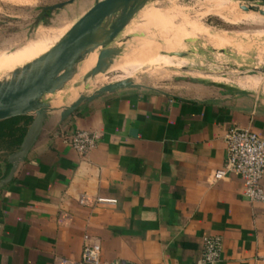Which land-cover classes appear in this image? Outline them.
<instances>
[{
    "label": "crops",
    "instance_id": "1",
    "mask_svg": "<svg viewBox=\"0 0 264 264\" xmlns=\"http://www.w3.org/2000/svg\"><path fill=\"white\" fill-rule=\"evenodd\" d=\"M153 10L158 34L173 32L178 46L200 32L183 17L175 27L177 11ZM118 65L109 71L120 80L148 67ZM248 77L242 89L195 79L180 89H122L83 103L65 121L61 112L79 88H70L67 105L55 99L34 147L3 186L11 167L0 155V264H80L85 244L100 247V264H200L204 240L213 237L222 240L219 264H264V204L244 197L240 176L212 180L230 128L264 138V100L247 91L261 81ZM75 130L97 136L90 153L64 143Z\"/></svg>",
    "mask_w": 264,
    "mask_h": 264
},
{
    "label": "rangeland",
    "instance_id": "2",
    "mask_svg": "<svg viewBox=\"0 0 264 264\" xmlns=\"http://www.w3.org/2000/svg\"><path fill=\"white\" fill-rule=\"evenodd\" d=\"M68 1L0 0V77L28 65L50 51L98 0H74L72 4H67ZM63 3L62 8H55ZM50 7L53 9L49 10ZM153 9L162 13L177 11L175 27L180 26L186 18L196 25L195 29H200L195 36H188L194 40H181V48L187 55L173 59V66L163 65L165 59L157 66H148L151 62L147 59L134 66L135 63L127 59L131 57V46L139 41L163 45L162 36L154 25V18L159 12ZM261 30H264V4L246 0H150L112 42L111 47H121L129 35L142 34L128 42L124 54L116 60L119 63L116 68L125 72L148 66L138 69L129 77L139 85L180 89L190 86L191 79H195L206 85L242 89L240 84L249 79L250 72L256 71L258 73L254 76L260 79L261 85H255V91H247L260 95L264 100V73L259 72L264 70V37L257 36ZM166 32L167 38H173V32ZM218 41L222 42V46L215 48L213 43ZM28 51L43 53L30 62L16 60V56ZM165 52V48L160 49L161 54ZM120 76L123 74L119 71H111L102 77L99 85L86 88L82 85L77 99L93 95L103 85L119 81ZM70 88H74V83L45 100L53 102L61 98L63 104L67 105Z\"/></svg>",
    "mask_w": 264,
    "mask_h": 264
},
{
    "label": "water",
    "instance_id": "3",
    "mask_svg": "<svg viewBox=\"0 0 264 264\" xmlns=\"http://www.w3.org/2000/svg\"><path fill=\"white\" fill-rule=\"evenodd\" d=\"M148 1L150 0H98L53 45L49 53L38 60L25 78L0 81V123L21 117L32 119L19 148L7 159L11 168L1 186L12 180L18 165L27 158L39 138L47 115L54 111L52 102L45 98L63 92L68 84L74 83L76 89L82 85L86 88V84L96 76L107 75L117 58L124 54L127 43L142 36L138 33L129 35L121 47H111L112 42ZM246 1L264 4V0ZM72 2L70 0L67 4ZM63 6L64 3L55 8ZM96 51L100 54L97 66L74 82L79 64L86 55ZM186 55L183 53L177 57L184 58ZM259 72L264 73V70ZM257 73L252 71L249 74ZM140 86L130 78L103 85L93 95L79 97L64 108L60 115L61 121L71 117L85 102L94 101L104 94Z\"/></svg>",
    "mask_w": 264,
    "mask_h": 264
},
{
    "label": "built area",
    "instance_id": "4",
    "mask_svg": "<svg viewBox=\"0 0 264 264\" xmlns=\"http://www.w3.org/2000/svg\"><path fill=\"white\" fill-rule=\"evenodd\" d=\"M63 138L64 143L82 156L90 153L97 144L96 135L82 130H75L69 137ZM225 144L227 156L222 168L214 172L213 182L221 181L230 175L240 176L244 184V197L250 203L264 204V138L249 129L232 127L226 134ZM97 202L112 201L98 199ZM222 250L220 238H206L200 264H219ZM100 252L98 245L85 244L80 264H100Z\"/></svg>",
    "mask_w": 264,
    "mask_h": 264
},
{
    "label": "bare ground",
    "instance_id": "5",
    "mask_svg": "<svg viewBox=\"0 0 264 264\" xmlns=\"http://www.w3.org/2000/svg\"><path fill=\"white\" fill-rule=\"evenodd\" d=\"M155 19V18H154ZM166 30H162L159 31V35L162 36L163 40V45H158L155 44L153 42H146V41H139L137 43H135L134 46H131V52H134V54L136 55V59H134V63L138 64L140 63L142 60L147 59L149 61H151L152 65L154 64H158L160 58H165L167 65L166 66H173L175 64L174 60L175 58H178V55L183 54V50L181 48L182 43H180L181 45H177L178 42V38L176 35H173V38H167L168 36H166L165 34ZM167 33V32H166ZM161 48H165L166 52L164 54L160 53V49ZM40 50V49H39ZM41 53L43 52H33V51H28L25 54L21 55V56H16V60H24V61H32L33 59H35V57H38ZM49 53V51L46 54H43V56H41L40 58L34 60L33 62L29 63L28 65L21 67L17 70L11 71L9 73H6L4 75H2L0 77V79L5 80V81H9V80H13V79H22L25 78L27 76V74L31 71V69L33 67H35L34 65L38 62V60H40L42 57H44L45 55H47ZM97 51L93 52V53H89L88 55H86L83 59V61L79 64V66L77 67V73L75 76V80L78 81L83 75L86 74V64L87 62L94 57V55H97ZM100 55V54H99ZM100 57V56H99ZM98 57V58H99ZM132 59V57H131ZM99 60V59H98ZM15 61V60H14ZM98 63V61H96V58H94L92 60L91 66L94 68V65H96V63ZM182 62H179V64H181ZM92 68V69H93ZM251 75V74H249ZM75 89V88H73ZM81 94V88H79V94L78 96Z\"/></svg>",
    "mask_w": 264,
    "mask_h": 264
},
{
    "label": "trees",
    "instance_id": "6",
    "mask_svg": "<svg viewBox=\"0 0 264 264\" xmlns=\"http://www.w3.org/2000/svg\"><path fill=\"white\" fill-rule=\"evenodd\" d=\"M31 122V118L21 117L0 123L1 156L7 157L19 148Z\"/></svg>",
    "mask_w": 264,
    "mask_h": 264
},
{
    "label": "flooded vegetation",
    "instance_id": "7",
    "mask_svg": "<svg viewBox=\"0 0 264 264\" xmlns=\"http://www.w3.org/2000/svg\"><path fill=\"white\" fill-rule=\"evenodd\" d=\"M131 57H132V59H131ZM131 57L127 58V59L131 60L130 62H134V59L137 58L136 55L134 54V52H131Z\"/></svg>",
    "mask_w": 264,
    "mask_h": 264
}]
</instances>
